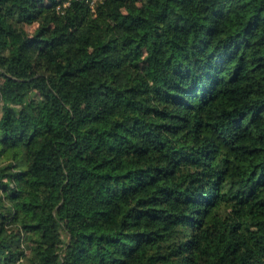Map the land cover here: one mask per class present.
I'll return each mask as SVG.
<instances>
[{
    "label": "trees",
    "instance_id": "obj_1",
    "mask_svg": "<svg viewBox=\"0 0 264 264\" xmlns=\"http://www.w3.org/2000/svg\"><path fill=\"white\" fill-rule=\"evenodd\" d=\"M0 264H264V0H0Z\"/></svg>",
    "mask_w": 264,
    "mask_h": 264
},
{
    "label": "built area",
    "instance_id": "obj_2",
    "mask_svg": "<svg viewBox=\"0 0 264 264\" xmlns=\"http://www.w3.org/2000/svg\"><path fill=\"white\" fill-rule=\"evenodd\" d=\"M88 5L89 8L93 11L95 8V4L100 0H84ZM65 5L68 4V1L64 3Z\"/></svg>",
    "mask_w": 264,
    "mask_h": 264
},
{
    "label": "rangeland",
    "instance_id": "obj_3",
    "mask_svg": "<svg viewBox=\"0 0 264 264\" xmlns=\"http://www.w3.org/2000/svg\"><path fill=\"white\" fill-rule=\"evenodd\" d=\"M34 24H32V25H27V29H28V31H32L33 30V28H34Z\"/></svg>",
    "mask_w": 264,
    "mask_h": 264
}]
</instances>
